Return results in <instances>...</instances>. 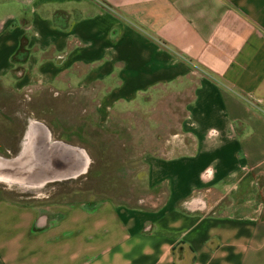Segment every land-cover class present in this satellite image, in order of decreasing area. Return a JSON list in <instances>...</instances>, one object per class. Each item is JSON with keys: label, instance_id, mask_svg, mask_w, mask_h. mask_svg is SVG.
I'll list each match as a JSON object with an SVG mask.
<instances>
[{"label": "crops", "instance_id": "crops-1", "mask_svg": "<svg viewBox=\"0 0 264 264\" xmlns=\"http://www.w3.org/2000/svg\"><path fill=\"white\" fill-rule=\"evenodd\" d=\"M22 65L106 119L165 102L171 138L150 205L0 200V264H264V0H0V78Z\"/></svg>", "mask_w": 264, "mask_h": 264}, {"label": "rangeland", "instance_id": "rangeland-1", "mask_svg": "<svg viewBox=\"0 0 264 264\" xmlns=\"http://www.w3.org/2000/svg\"><path fill=\"white\" fill-rule=\"evenodd\" d=\"M30 51L24 48L16 58H26ZM15 70L0 78V108L22 101L31 116L51 127L55 139L84 147L92 163L89 172L77 182L54 189L47 197L19 195L0 187V200L37 204L42 201L111 199L131 205L151 204L155 189L147 183V158L150 154L166 152V144L171 138L168 126L172 122L164 109L165 102L117 104L106 119L102 117L103 110L99 109L101 105L94 97L92 87L66 86L70 82V71L62 74V85L54 80H40L20 87L23 79H17L19 75L14 74ZM17 70H22L24 77L23 65ZM159 96L164 99L166 90ZM5 117L0 114V143L5 141L4 138H15L18 134L17 125ZM0 152L10 154L14 151Z\"/></svg>", "mask_w": 264, "mask_h": 264}, {"label": "water", "instance_id": "water-1", "mask_svg": "<svg viewBox=\"0 0 264 264\" xmlns=\"http://www.w3.org/2000/svg\"><path fill=\"white\" fill-rule=\"evenodd\" d=\"M54 18L65 27L69 15L58 13ZM63 59L61 56L59 63ZM27 121L18 148L10 154L0 152V187L19 195L44 198L89 172L92 158L84 147L55 139L53 130L43 120L29 115ZM199 199L186 201L184 206L189 208L192 202L203 205Z\"/></svg>", "mask_w": 264, "mask_h": 264}, {"label": "flooded vegetation", "instance_id": "flooded-vegetation-1", "mask_svg": "<svg viewBox=\"0 0 264 264\" xmlns=\"http://www.w3.org/2000/svg\"><path fill=\"white\" fill-rule=\"evenodd\" d=\"M14 74H17L19 76H22V70H15ZM16 105V106H15ZM15 105L13 103H8L6 106H2L0 108V114H4L6 119H10L11 122L17 125L18 128V134L15 138H4L5 141L0 143V150H4L7 152L15 151L24 136L25 128L27 125L28 116L30 115L28 111H26V106L23 104L22 101L16 102ZM9 108H12L9 110ZM7 140V141H6Z\"/></svg>", "mask_w": 264, "mask_h": 264}]
</instances>
